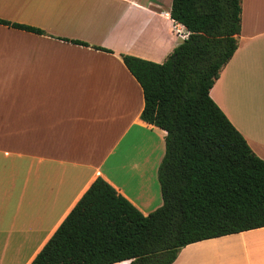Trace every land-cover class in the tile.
I'll return each instance as SVG.
<instances>
[{
	"label": "crops",
	"instance_id": "obj_1",
	"mask_svg": "<svg viewBox=\"0 0 264 264\" xmlns=\"http://www.w3.org/2000/svg\"><path fill=\"white\" fill-rule=\"evenodd\" d=\"M171 1L0 0L1 20L44 32L0 25V264H30L97 177L144 216L162 205L166 133L139 119L120 56L165 61L187 35ZM209 97L264 161V0H241L237 48ZM235 260L264 264V227L187 245L172 264Z\"/></svg>",
	"mask_w": 264,
	"mask_h": 264
},
{
	"label": "trees",
	"instance_id": "obj_2",
	"mask_svg": "<svg viewBox=\"0 0 264 264\" xmlns=\"http://www.w3.org/2000/svg\"><path fill=\"white\" fill-rule=\"evenodd\" d=\"M240 14L241 0H172L169 17L187 37L165 61L120 56L142 91L139 119L166 133L162 205L144 216L97 177L30 264H172L187 245L264 227V161L209 97L237 48Z\"/></svg>",
	"mask_w": 264,
	"mask_h": 264
},
{
	"label": "rangeland",
	"instance_id": "obj_3",
	"mask_svg": "<svg viewBox=\"0 0 264 264\" xmlns=\"http://www.w3.org/2000/svg\"><path fill=\"white\" fill-rule=\"evenodd\" d=\"M234 264H242L239 260H235Z\"/></svg>",
	"mask_w": 264,
	"mask_h": 264
},
{
	"label": "built area",
	"instance_id": "obj_4",
	"mask_svg": "<svg viewBox=\"0 0 264 264\" xmlns=\"http://www.w3.org/2000/svg\"><path fill=\"white\" fill-rule=\"evenodd\" d=\"M187 37V35H183L182 38L185 39Z\"/></svg>",
	"mask_w": 264,
	"mask_h": 264
}]
</instances>
